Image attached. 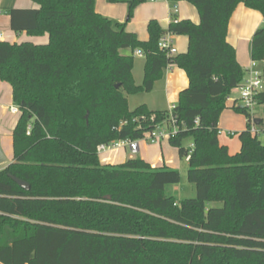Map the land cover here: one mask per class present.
<instances>
[{"label":"trees","instance_id":"obj_1","mask_svg":"<svg viewBox=\"0 0 264 264\" xmlns=\"http://www.w3.org/2000/svg\"><path fill=\"white\" fill-rule=\"evenodd\" d=\"M31 1L36 9L8 12L9 31L47 43L0 41V81L19 109L12 160L0 170V264H264V122L253 132L234 101L247 118L240 149L228 154L218 141L225 103L246 76L226 41L228 21L239 4L264 15V0H166L188 3L199 22L173 19L164 30L151 20L145 42L124 27L147 0H107L127 5L123 24L98 14L95 0ZM166 34L185 36L186 53L167 56L158 44ZM250 42L259 65L264 26ZM136 50L145 61L140 86ZM170 66L188 86L172 111L179 132L167 142L181 159L190 139L186 174L196 190L179 202L167 191L180 180L176 170L142 159L102 165L97 154L170 121L167 110L129 111L127 101ZM255 101L264 106V91ZM214 202L221 207L207 208Z\"/></svg>","mask_w":264,"mask_h":264},{"label":"crops","instance_id":"obj_2","mask_svg":"<svg viewBox=\"0 0 264 264\" xmlns=\"http://www.w3.org/2000/svg\"><path fill=\"white\" fill-rule=\"evenodd\" d=\"M174 4L169 3L166 0H155L151 2L149 0L145 1L143 4L139 5L134 10V15L130 21L125 25L124 29L128 33H133L136 35L137 39L140 42H145L148 39V31L147 24L149 21L154 20L157 22L158 26L164 30L167 29L168 24L171 22V7ZM177 6V14H175V20H185L188 19L192 23L199 22L198 12L194 7L189 5L186 2H176ZM38 6L31 0H0V41H6L10 44H20V43H33L35 45H44L47 43V36L42 37H28L25 33H13L9 31L8 23L9 16L8 12L13 9H36ZM94 10L102 15L103 17L114 20L116 23L123 24L127 17V5L124 3H111L109 4L107 0H95L94 1ZM235 11L231 15L228 21V30L226 34V41L234 48L235 57L237 59L238 64L242 68V70L246 71L251 67L253 63L250 58V50H251V38L256 30L260 27L264 26V15L260 11H256L253 9H249L245 7L243 4H239L235 7ZM172 44L176 50V54L186 53L188 44L187 38L185 36H172ZM143 60V57H142ZM145 61L143 60L142 64H140V69L144 68ZM264 65V60L257 65V69H261ZM132 77L133 69H132ZM188 86V78L185 75L184 71L175 66H170L164 70L162 75V80L156 82L152 88V90L146 94L147 97L144 100V104L151 111H164L167 110L172 105H175L178 101L179 92L185 89ZM10 87V86H9ZM3 91L6 92L7 88H3V83L0 81V109L9 108L13 106V104H7L3 102L1 98ZM155 94H157L155 96ZM10 101L11 98V88H10ZM236 101V106H239L237 101L238 97H228L227 103H231V107ZM167 106V107H166ZM258 108V107H257ZM253 118L255 120H259L256 118V115L253 114ZM243 122L233 114L224 113L218 120V127L220 129L219 136H222V140L218 141L221 145L227 148L228 154H235L239 150L238 144L232 143L229 138H233L236 132L232 130L239 131L240 133L245 131L246 126L243 127ZM247 125V124H246ZM231 129L229 131H223V129ZM6 132L3 126L0 123V139L1 136H5ZM239 134V133H238ZM11 136L10 135V147H11ZM238 139V135H237ZM167 141V140H164ZM162 141L159 144H150L153 146L160 147L163 144ZM240 142V141H239ZM149 144V143H148ZM144 150L147 148L146 146L142 147ZM240 149V147H239ZM12 151V147H11ZM141 152V147L139 144V150L135 155H139ZM128 148L125 145H120L112 150L109 154H107L102 159L99 158L100 163L102 165H111L115 166L116 164L125 163L128 160L135 159L134 155H130ZM177 155V151H176ZM139 158L144 160L145 162H149L152 167H163L165 163L162 159L161 155H146L141 154ZM12 157L9 161L11 163ZM163 165L161 166L160 163ZM6 167V166H5ZM3 169V168H1ZM0 169V170H1Z\"/></svg>","mask_w":264,"mask_h":264},{"label":"rangeland","instance_id":"obj_3","mask_svg":"<svg viewBox=\"0 0 264 264\" xmlns=\"http://www.w3.org/2000/svg\"><path fill=\"white\" fill-rule=\"evenodd\" d=\"M112 21H114V20H112ZM195 24H197V23H195ZM121 54L122 55H128L129 51L122 50ZM133 61H134V63H133V76L134 77L133 78H134L135 84L137 86H140L142 84V81H143V78H142L143 77V69L142 70L140 69V64H142L143 60H142V58L134 57ZM2 83H3V88H5V86H6L7 91L6 92L3 91L1 98L3 99V102H6L7 104L10 105V104H12V101H10V98H8V96H10V87L6 82H2ZM147 95H149V94L138 93L136 95L127 96L128 110L129 111L133 110L134 108L144 104L145 103L144 100L147 97ZM156 95L157 94H155V96ZM229 96L239 98V93L237 91L233 90ZM225 108L226 109L222 112V114L229 112L230 114H233L236 117H238L241 120V122H243L242 123L243 127L246 126V122H247L246 116L242 115L241 113L236 111L234 108H232L231 103L226 102ZM166 109H167V111L169 110L168 108H166ZM222 114L220 115V117L222 116ZM254 114L256 115L257 119H260V120L262 119L264 122V106L261 105L258 108H255ZM18 116L19 115L14 116V115L10 114L6 107L0 109V123L6 132L5 136H1V139H0V148L2 149V152L6 158L5 162L0 164V169L9 165V161L12 157V151H11V147L9 145V143H10L9 140H10V135L13 131L12 129L15 126L16 121L18 119ZM229 130H231V129L230 128L229 129H223V131H229ZM232 131L236 132V134L233 138H229V140L232 143L235 142V144H238L237 149L239 150L240 142L237 139V135L240 132L236 131V130H232ZM259 139L261 141L263 140L262 134L259 136ZM219 140L220 141L222 140V136H219ZM181 142L185 148H188L191 145V141L189 138H185ZM139 143H140V147H141V152L139 155L144 153V155H146L148 157V155H154L155 154L156 156H158V158H159V155H161L162 159L164 160L163 162L165 163L164 166H166L169 169L176 170L178 172V174H180V180H179L178 184L169 186L167 188V191H169V193H171L176 198V200L178 202L182 201L184 199L195 198L196 190L194 188V185L189 183V181L187 179V174H186L187 161L185 160V158L180 159L177 157L176 149L174 147H172L169 142L164 141L162 146H161V150H160V147L150 145L148 143H145L144 141H139ZM143 146H146L147 148L144 150L142 148ZM115 148H111L105 152L100 153L99 158L102 159L103 157H105L107 154H109ZM139 155L137 154V155H134L133 157H136L135 159H140ZM160 165L161 166L163 165L162 160H161ZM206 206H207V208L221 207L220 203H217V202L208 204Z\"/></svg>","mask_w":264,"mask_h":264},{"label":"built area","instance_id":"obj_4","mask_svg":"<svg viewBox=\"0 0 264 264\" xmlns=\"http://www.w3.org/2000/svg\"><path fill=\"white\" fill-rule=\"evenodd\" d=\"M154 2L155 0H149ZM175 14H177V6L174 4L171 7V21L175 19ZM159 48L167 54V56H174L176 54V50L174 45L172 44V36L166 34L161 37L159 40ZM134 57H143V53L140 50H136L133 52ZM257 65L255 63L251 64V67L245 71V78L243 82L234 90L239 93L238 105L245 108L250 114V122L252 123V131L256 132L255 124L253 123V114L254 109L257 108L255 98L260 95L261 92L264 91V78L261 70L257 69ZM174 106H170L168 109L169 122H163L161 125L156 126L153 130L149 131L143 139L139 141H144L149 144H159L164 140H167L169 137L175 136L179 132V127L176 126L174 117L172 116V111L174 110ZM9 113L16 116L19 115V109L16 106H11L9 108ZM29 135V130L27 132ZM139 141H127V142H116L110 146L107 145H99L97 148V154L99 155L102 152H105L111 148L119 147L120 145H125L130 155H135L139 150ZM193 151V145L191 144L188 147V152L184 156L186 161H189V157Z\"/></svg>","mask_w":264,"mask_h":264},{"label":"water","instance_id":"obj_5","mask_svg":"<svg viewBox=\"0 0 264 264\" xmlns=\"http://www.w3.org/2000/svg\"><path fill=\"white\" fill-rule=\"evenodd\" d=\"M253 123H254L255 125H259V124H260V121L254 119V120H253ZM5 160H6V158H5V156H4L3 152H2V149L0 148V164H1V163H4ZM11 179H13V181H14L17 185H19L22 189H24V190H28V189H29V186H28L27 184H25L24 182H22V181H20V180H17V179H15V178H11Z\"/></svg>","mask_w":264,"mask_h":264}]
</instances>
